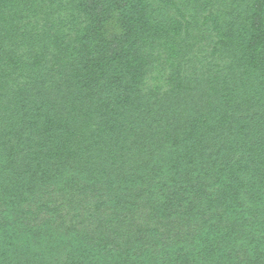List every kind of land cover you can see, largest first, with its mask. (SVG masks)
Listing matches in <instances>:
<instances>
[{"label":"trees","instance_id":"trees-1","mask_svg":"<svg viewBox=\"0 0 264 264\" xmlns=\"http://www.w3.org/2000/svg\"><path fill=\"white\" fill-rule=\"evenodd\" d=\"M0 264H264V0H0Z\"/></svg>","mask_w":264,"mask_h":264}]
</instances>
